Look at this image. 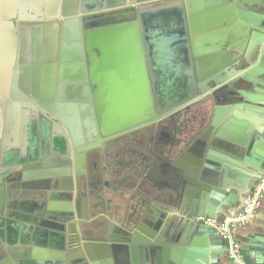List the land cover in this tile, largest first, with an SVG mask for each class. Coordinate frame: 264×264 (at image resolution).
Segmentation results:
<instances>
[{"label": "water", "instance_id": "95a60500", "mask_svg": "<svg viewBox=\"0 0 264 264\" xmlns=\"http://www.w3.org/2000/svg\"><path fill=\"white\" fill-rule=\"evenodd\" d=\"M127 1L0 0V166L8 163L6 155L20 146V140H28L30 132L37 131L38 112L46 115L59 134H64L58 124L62 123L72 142L75 138L84 143L83 137L98 134L97 128L107 137L146 123L154 111L150 90L153 83L147 65V57L151 58L154 71L170 73L168 79L154 84L166 88L165 92H174L176 100L190 99L176 107V112L185 111L190 118L183 124L184 141L176 147L173 167H158L159 190L169 188L171 194L163 193L157 204L152 200H148L149 204L145 200L130 203V214L122 221L123 226L126 221V227L119 238L120 244L112 246L120 251V258L115 255V262L111 259L107 264H129L121 252L130 244L142 258L156 256L157 264L163 260V264L207 263L205 256L212 254L210 248L215 249L213 254L221 250L222 239L216 230L198 222L197 218H216L226 190L249 188L264 173V155L255 150L264 139V0H243L238 5L241 24L247 25H234L239 39L230 35L234 26L214 31L199 27L195 30V39L203 40L214 32V39L224 40L232 49L225 50L221 58H208L212 62L207 68L196 57L195 75L191 66L187 70L178 59L177 46L169 50L170 45L189 38L184 35V27L180 35L168 26L157 31L146 28L147 53L144 48L137 51L138 12L144 11L138 3L146 5L142 22L159 20L161 24H169L168 20L173 19L169 5L165 4L168 0H132V6L118 9ZM177 3L178 14L174 15L178 20L175 21L183 26L184 7ZM206 6L215 8L209 2ZM200 8L192 4L194 15ZM250 8L258 14L249 13ZM227 14H230L227 9L222 14L213 11L205 18H221L225 19L224 24H229L234 21V15ZM203 18L196 17V20ZM251 29L257 30L250 36ZM241 46L249 47L241 50ZM235 49L243 54H236ZM137 56L140 57L137 59ZM58 59L61 62L57 67ZM181 71L184 74L187 71L188 75ZM57 72L58 86L53 78ZM42 74L46 78L43 92L31 86L33 76L35 85L38 82L39 86ZM206 87H211L212 94L203 90ZM220 122H228L225 132H220ZM63 138L67 140L66 136ZM219 152L228 153L238 176L223 172L220 161L215 158ZM246 171L253 174L244 177L242 174ZM4 172L0 168V183L7 176ZM41 173L43 176L33 175L32 181L39 183L48 177V171ZM29 178L25 175L27 184L24 185L31 182ZM9 186L0 187L1 204L9 195H15ZM202 188L209 192L205 197L197 195ZM157 235L161 243L155 239Z\"/></svg>", "mask_w": 264, "mask_h": 264}, {"label": "flooded vegetation", "instance_id": "af4514ba", "mask_svg": "<svg viewBox=\"0 0 264 264\" xmlns=\"http://www.w3.org/2000/svg\"><path fill=\"white\" fill-rule=\"evenodd\" d=\"M178 1L184 7L185 19L176 34L180 35L181 27H184V35L188 36L186 20L193 15L192 0H168L165 4L169 5L173 20H168L169 24H161L159 20L155 23L141 22L144 29L178 25L175 21L178 20L177 15H174L178 14ZM133 4L132 0H128L118 9H127ZM138 5L144 9L138 12L142 16L147 11L146 5L144 2ZM154 7L159 8V5ZM21 43L18 42V46H22ZM187 45L188 39L169 46L170 51L177 46L178 59L185 67L189 57ZM145 51L147 53V49ZM176 51L173 55H176ZM84 60L87 68L88 60ZM59 62L61 59L57 60V67L60 66ZM147 65L153 83L150 90L154 111L142 125L113 132L107 137L97 128L98 134L85 135L84 143L75 138L72 142L68 129L62 123L58 124L64 134H59L46 115L37 113V131H31L28 140H20V146L6 155L8 163L0 166L7 175L0 187L10 185L8 189L15 194L8 197H12L8 202L7 211L10 212H7L6 219L9 218V221L0 214V228L11 227L17 231L23 228V234L10 245L2 239L5 244L0 249V264H6L5 261L10 259V250H15L17 254L13 255L12 264H92L96 261L107 264L111 259L114 261L112 246L120 243L119 238L125 232L126 221L125 226L122 221L130 214V203L138 204L145 200L149 204L148 200H152L157 204L161 202L163 193L171 192L169 188L159 190L161 175L158 174V167L172 168L175 163L176 147L184 141L183 124L190 118L185 111L176 112V107L190 99L179 97L177 100L181 101L177 102L174 92H165L166 88L156 86L154 83L168 79L170 73L154 71V62L148 57ZM156 67H159L158 64ZM86 72L88 74L89 71ZM181 72L188 75L187 71L186 74ZM53 78L58 86L59 73ZM155 78L158 79L154 81ZM34 80L33 76L31 86L43 92L45 75L40 77L39 86L38 82L35 85ZM86 82L92 94L91 81L88 79ZM197 91L200 94L199 89ZM91 105L95 111L94 104ZM41 109H45L44 106ZM41 171H48V177L45 176L43 182L32 181L33 175L43 176ZM25 175L28 179L31 177L28 185H24ZM12 184H16V187L13 188ZM156 209L159 208L156 206ZM20 250L27 253L28 259L18 256ZM41 250L49 252V260H46V256L40 258L46 261L38 260L36 255ZM22 258L29 262H22Z\"/></svg>", "mask_w": 264, "mask_h": 264}, {"label": "crops", "instance_id": "0c3cea01", "mask_svg": "<svg viewBox=\"0 0 264 264\" xmlns=\"http://www.w3.org/2000/svg\"><path fill=\"white\" fill-rule=\"evenodd\" d=\"M192 2L194 4H196L197 6H201V8L199 10L196 11V15H191V18H189L188 20H186V29L189 31V38H188V59H187V70H189V67L191 66V72L193 73V75H195L196 73V57L200 59L201 64L203 65L204 68L208 67V64L211 63L212 61H210L208 58H213V57H219L221 58L223 55V53H225V50L228 51H232V49L230 48V46H227L224 42V40L217 38L214 39L213 35L214 32L210 33L209 36L210 39L207 40V36L206 38H204L203 40H198L195 39V37L193 36L195 30H198L199 28L202 30H208V31H214L217 29H222V28H230L233 27L234 25H237L238 23H240V26L246 27V24H241L242 21L240 20V18L238 17V5H242L241 3L243 2V0H192ZM213 3L215 5V8H210L207 7L206 4L207 3ZM202 4V5H201ZM228 6V8H226ZM244 7H246L245 5H243ZM231 7V8H230ZM228 10V12L230 14H227V16H233L234 15V21H231L229 24H224L225 23V19H212L210 17L205 18V16L210 15L211 12L213 11H217L220 14H222L224 12V10ZM248 9V8H247ZM241 12V9H240ZM249 13L255 14L257 15L258 13L255 11V9L250 8ZM139 16V21L137 24V32L139 37H137L136 43H137V51H139V49L144 48V50L146 49V43L147 40L145 39V34H144V27L141 24V15L140 13L138 14ZM200 16H204L203 19L197 21L196 17H200ZM232 18V17H231ZM230 18V20H231ZM222 20V21H220ZM233 20V19H232ZM224 24V25H223ZM253 26V25H252ZM199 27V28H198ZM172 31L175 29H179V26L176 24H171ZM231 30V29H228ZM233 32H231V36L233 38L239 39V31L238 28H232ZM254 30L257 29H251V33L250 36L252 34V32ZM157 31V29L155 30ZM219 33V32H218ZM258 33V32H257ZM220 34V33H219ZM221 35V34H220ZM237 44V43H236ZM245 46H241V50L247 49L248 47ZM233 52H235L236 54L242 55V52H239L238 49L233 50ZM231 53V52H229ZM140 56H137V59ZM174 58V56H172ZM177 60V59H176ZM258 78V77H256ZM203 90L207 93V94H212L211 93V87H206L203 88ZM227 123L228 122H220L219 123V130L220 132H225L226 127H227ZM237 137H240L237 134ZM237 140V138H236ZM255 150L257 153H259L260 155H264V139L260 140V142L256 145ZM223 151V150H222ZM217 158V160L220 161V164L222 165V170L223 172H227L230 173L232 172V174H234V176H238V172L237 169H235V167H233V165L230 162V158L228 153H223V152H219L218 156L215 157ZM242 174V172L240 173V175ZM253 172L252 171H246L244 172L242 175L245 176H250L252 175ZM262 174L260 175L259 181L257 183H252L251 186H249V188H244V189H240L238 191H230V190H226L224 193V202L222 203V208H220L218 210V212L216 213V219L218 220H223L225 218L228 217H233L235 215H238L243 208V204L245 199L249 196V194L256 189V187L258 186L260 179H261ZM209 192H207V189L202 188L197 195L199 197H205L207 196ZM12 199V197L10 198H6L5 202H3L2 204L0 203V214L4 215V218L6 219L8 217V202ZM1 202V201H0ZM8 212V213H7ZM7 221H9V218L6 219ZM6 220H2L3 222H6ZM1 221V222H2ZM23 224V223H22ZM23 228L21 227L20 231H17L14 228L8 227L5 228L4 230L2 228H0V249L2 247H4V244L6 243L7 245L9 243H12L13 241H17V238L19 235L23 234L21 233V230ZM3 230V231H2ZM142 236L146 237L143 233L141 234ZM148 237V235H147ZM238 238L242 243V247H243V256H244V261L245 264H264V201L262 203V206L260 207L257 216L255 219H253V221H251L250 223H248L247 225L242 226L239 231H238ZM5 240L6 242L4 243L3 240ZM133 239H137L135 236H133ZM151 239V238H149ZM155 239H159L160 243L162 242V240L160 239V237L157 235ZM134 240V241H135ZM120 244V243H119ZM10 245V244H9ZM116 245V244H114ZM215 249L210 248V252L212 254L205 256L206 259H208L207 263H202V264H233L231 259L229 258L228 255V245L222 240V248L221 250H218L216 254L214 252ZM21 252H19V257H25L27 258V253L24 252L23 250H20ZM119 253L120 251H118L117 249L111 250V254L112 256L115 257L118 256L119 257ZM126 256L129 264H157L159 263V261H157L156 256H151L149 259L146 258H142L140 253L138 252V250H136V252L133 249V244H130V247L127 249L122 250L121 254H123ZM15 254V250H10V259H8L6 262H8L9 264H12V261H14L13 255ZM17 254H15L16 256ZM47 255H50L49 252H45L43 250L38 251L37 252V258L39 261H46L49 260L50 257H47ZM47 257L46 260H40V258H44ZM107 258L109 257V255H106ZM111 256V255H110ZM22 258L21 261L24 263H28L29 260ZM120 258V257H119ZM146 259V260H144ZM156 261V262H154ZM100 264L99 262H95ZM92 263V264H95ZM164 263V260L162 261V264Z\"/></svg>", "mask_w": 264, "mask_h": 264}, {"label": "built area", "instance_id": "2783aa9c", "mask_svg": "<svg viewBox=\"0 0 264 264\" xmlns=\"http://www.w3.org/2000/svg\"><path fill=\"white\" fill-rule=\"evenodd\" d=\"M264 201V173L256 189L245 199L242 211L233 217L223 220L216 218H197L219 233L220 238L228 245V255L233 264H245L242 243L238 238L239 229L253 221Z\"/></svg>", "mask_w": 264, "mask_h": 264}]
</instances>
